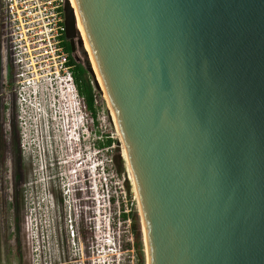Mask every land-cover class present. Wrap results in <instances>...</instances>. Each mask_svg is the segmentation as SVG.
Here are the masks:
<instances>
[{
	"label": "water",
	"instance_id": "water-1",
	"mask_svg": "<svg viewBox=\"0 0 264 264\" xmlns=\"http://www.w3.org/2000/svg\"><path fill=\"white\" fill-rule=\"evenodd\" d=\"M75 1L149 264H264V0ZM66 27L95 77L70 8Z\"/></svg>",
	"mask_w": 264,
	"mask_h": 264
},
{
	"label": "flooded vegetation",
	"instance_id": "flooded-vegetation-1",
	"mask_svg": "<svg viewBox=\"0 0 264 264\" xmlns=\"http://www.w3.org/2000/svg\"><path fill=\"white\" fill-rule=\"evenodd\" d=\"M66 47L71 49L72 55L70 41L66 43ZM71 57L74 63L72 64L70 58V65L78 92V102L75 104L79 112L78 116L71 114L69 106L71 100L68 97L66 87L63 86L60 92L59 87L54 84L50 98L44 100L45 109L49 111L50 116L48 118L38 117L36 122L31 116H27L24 122H21L20 116L19 118L17 116L19 107L16 64L13 55L7 53L6 46L2 41L0 18V157L2 156L0 178H7L8 169L5 162L9 150L12 159V180L10 181L12 199L18 200L22 197L29 199L34 196V193H37L35 201H31V206L35 209V216L39 219L45 208V204H43L45 201L42 199L43 194L41 195L40 192L44 185L52 200V214L55 216L53 217L54 223L50 235L43 232V224L39 221L41 226L39 225L35 231L38 247L33 248L36 252L35 259L33 255V262L31 260L32 255L30 258L29 254L31 264H103V255L99 250L102 235L100 236L97 230L94 212L95 193L92 191L91 183L87 181V179L89 180L88 174H84V177L80 172L73 174V165L67 160L74 145H71L65 137L66 131L63 128L66 126L63 123L73 125V121H77V128L80 131L78 135L82 136L85 115L82 105L83 102H87L86 85L88 81V72L84 62H81L80 58V60L75 59L73 55ZM20 123L24 129L21 128ZM96 126H98V119H96ZM58 127L59 129L62 128L63 133V136L58 134L59 139L56 137ZM7 140L9 141L8 146ZM27 173L29 175L25 182ZM6 183L8 184V181ZM3 185L4 182L0 181L1 189ZM26 186L27 190L24 189ZM30 189H32V195L28 198L27 194ZM2 193L6 199L3 200L2 204L0 203V264H9V259L15 264H28L17 235L18 232L15 229L9 232L8 229V213L5 207L9 206L11 197L5 191ZM69 193L73 196L72 202L74 199L78 203L80 202L81 207L76 202L71 207L74 212H69L72 210L70 206L68 207L69 204L66 200ZM87 205L93 206L90 212V214L94 213L92 218L77 212L80 209L85 210ZM18 208L19 205L16 208L17 212L14 213L15 218L20 217ZM72 213H74L73 220L70 216ZM73 222L74 226L70 229L69 224ZM133 228L136 230V225H133ZM47 240H49L48 250L44 246Z\"/></svg>",
	"mask_w": 264,
	"mask_h": 264
},
{
	"label": "built area",
	"instance_id": "built-area-1",
	"mask_svg": "<svg viewBox=\"0 0 264 264\" xmlns=\"http://www.w3.org/2000/svg\"><path fill=\"white\" fill-rule=\"evenodd\" d=\"M68 8L75 13L76 1L0 0L2 41L7 53L13 55L17 69V101L21 122L27 116H31L34 122L38 117L50 116L40 99L50 96L54 84L59 87L60 92L65 86L71 102H78L77 86L70 65L71 53L66 47L69 42L66 37ZM77 29L83 39L78 23ZM95 78L96 76L92 77L91 82L96 92L93 109H90L87 102L82 105L85 129L91 128L94 135V140L87 143L88 161L82 159V154L75 145L67 160L73 165V174L80 172L82 177L88 174L87 181L91 183L95 193V210L107 213L105 225L100 217H96L97 230L100 228V236L102 235L99 250L103 255V264H142L135 250V233L132 230L133 225L138 222L142 231L138 196L134 185H130L124 165L122 170L117 165L116 154L120 156L118 131L109 103ZM106 126L111 129L110 135ZM105 139L116 140V143L105 147L109 141H104ZM119 160L121 161V157ZM123 186L126 195L121 200L117 198L115 191H121Z\"/></svg>",
	"mask_w": 264,
	"mask_h": 264
},
{
	"label": "rangeland",
	"instance_id": "rangeland-1",
	"mask_svg": "<svg viewBox=\"0 0 264 264\" xmlns=\"http://www.w3.org/2000/svg\"><path fill=\"white\" fill-rule=\"evenodd\" d=\"M87 80L89 81L90 85L92 86V83H91L92 82V76H91V74H88V79ZM92 88H93V86H92ZM93 92H94V95H95L96 92L94 91V89H93ZM49 98H50V96L49 97L46 96L44 98L41 97L40 102L44 104V100H47ZM58 112L60 113V110H58ZM17 116L19 118L20 113H17ZM16 121H17V118H16ZM76 123H77V121H73V125H68V123H65V122L63 123V125L66 126L65 128H63V130L66 131L65 132L66 133L65 137H67V138L69 137L68 139H69L70 143L77 147L78 152L82 154V159L85 160V161H88V155H89V150L88 149L89 148L87 147V143L92 141V140H94V135H93V133L91 131L92 130L91 128H89L87 130V129H85V125H83V134L80 137L78 135V133H80V131H78ZM60 125H61V123H60ZM106 128H107L108 135H110L111 134L110 127L106 126ZM61 129H59V127H58L57 130H56V134H57L56 137L58 139L60 138L58 136V134H60V136H63V133H62ZM108 140H109L110 143L108 142V144L105 145V147H107V146L111 147V145H113V143L114 144L116 143V140H112V139H105L104 141H108ZM102 141H103V139H102ZM8 145H9V141L7 140V146ZM105 147H103L104 151H105ZM91 152H93V151H91ZM117 156H118V154H116V157ZM1 157H0V160H1ZM95 157L96 156L94 154V158ZM11 160H12L11 159V154H10V151L8 150V152H7V160L5 162V165L7 166V169H8L7 178H3V179L0 178V181L4 182V185H3L2 189H1V186H0V203L2 204L3 200L6 199V197L4 198V196H2V194H4V193H2V191H5L6 193L9 194V197H11V199L9 201V206L5 207L7 209V213H8L7 221H8L9 232L11 230H13V229H15L16 232H18L17 235L19 236V240L21 242V247H22L23 252L25 254V260L28 261V264H31L33 262V260L35 259V253H36L33 248H37L38 247V243H37V241L35 239L36 228L39 227V225L41 226V223H42L43 224L42 228L44 229L43 232L46 233V235H50L51 229L53 228V223H54L53 217H55L52 214V205L53 204H52V200L49 197L48 192H47V190H46L44 185L42 187H44L45 190H44V188L41 187L40 192H41V195L43 194L42 199L45 201L43 203V204H45V208L43 209L44 210L43 215L39 219H37V217L35 216V212L36 211L31 206V201L32 200L35 201V199H36L35 196L37 195V193H34V196H33L34 198L30 197L32 195V189H30L29 193L27 194L28 198L30 197L29 199H26L24 197L19 198L18 200L17 199L16 200L12 199V194H11L12 191L10 189L11 188L10 181L12 180V176H11ZM28 163L30 165V162H28ZM29 168H30V166H29ZM28 175H29V173H27L26 176H25V182H26V179H27ZM6 181H8V184L6 183ZM24 189L27 190V186ZM115 195L117 196V198L123 200L125 195H126L125 194V190H124V186H123V189L121 191H115ZM72 197L73 196H72L71 193H69V195L66 196V200H67V202L69 204L68 207L70 206V208L73 207V204H75V202L78 203L77 200H75L74 198H73L74 202H72ZM39 201L41 202L42 200H39ZM43 204L41 203L42 207H43ZM78 204L80 206V202ZM17 205H19L18 209L20 211V215H19L20 217L19 218H15L14 217V213L17 212V210H16ZM92 207H93L92 205H87L85 210H81L80 209L77 212H80L84 216H88V217L92 218L93 215H94V213L90 214V212L92 210ZM119 210H121V208H119ZM96 211L97 210H95V207H94V212H95L96 217H100L102 219V224L105 225V222H106L105 221V219H106L105 216H107V213H104V211L103 212L102 211L101 212H96ZM69 212H74V209L69 210ZM73 215H74V213L70 214L72 220H73ZM39 221L41 223H39ZM134 225H136V230H137L136 231L134 228H132V230H134V233H136V234L133 235L134 242H135V250H136V253L138 254L140 260L142 261V264H146L147 256H146V252H145V241H144L143 232L141 231L140 224L138 222L135 223ZM69 226H70V229H71L72 226H74V222L72 224H69ZM45 231H47V232H45ZM137 239H138V242H137ZM48 241L49 240H47L46 244L44 245L47 250L49 248ZM27 250L29 251L28 254H27ZM32 251H33V254H32ZM29 254H30V258H31V255H32V259H31L32 262H31V260L29 261ZM33 255H34V259H33ZM8 261H9V264H15V262H13L10 259Z\"/></svg>",
	"mask_w": 264,
	"mask_h": 264
},
{
	"label": "bare ground",
	"instance_id": "bare-ground-1",
	"mask_svg": "<svg viewBox=\"0 0 264 264\" xmlns=\"http://www.w3.org/2000/svg\"><path fill=\"white\" fill-rule=\"evenodd\" d=\"M73 15H74V18H76L75 22L77 20L76 29H77V23L80 25L81 33L83 34V39H84V45H83L84 46V51L86 53V56L89 59V63L91 64V67L93 69V73L96 76L95 80L98 81V85H100V89L102 90L103 95L105 96V98L107 99V101L109 103V109L111 111V115L113 117V120L115 122V126H116L117 131H118V145H119V153H120L121 161H122V163H123V165H124V167L126 169V174H127L128 178L130 180V185L131 186L134 185V187H135V181H134V177H133V174H132V171H131V168H130V164H129V161H128V157H127L124 141H123L121 133L119 131V128H118V125H117V122H116V118H115V114H114V111L112 109V105H111V103H110V101H109V99L107 97V93H106V91L104 89V86H103V84L101 82L100 75H99V72H98L97 67L95 65V61H94V57L92 55V51L90 49V45H89L88 40L86 39L85 33L83 31V27H82V24H81V19H80L79 12H77L76 8H75V13H73ZM77 33H78V36L81 38V35L78 32V29H77ZM83 39L81 38L82 44H83ZM69 106L71 108V113L73 115L78 116L79 112H77V108H76L75 104H73L71 102ZM68 141H69V139H68ZM141 219H142V215H141ZM142 223H143V219H142ZM100 230L101 229L99 228V231H98L99 233H101ZM145 242H146V240H145ZM145 248H146L145 250H146V253H147V259H148V264H149V253H148L147 242H146Z\"/></svg>",
	"mask_w": 264,
	"mask_h": 264
},
{
	"label": "trees",
	"instance_id": "trees-1",
	"mask_svg": "<svg viewBox=\"0 0 264 264\" xmlns=\"http://www.w3.org/2000/svg\"><path fill=\"white\" fill-rule=\"evenodd\" d=\"M68 51L71 53V49H68ZM71 61H72V64H73L74 62H73V58L72 57H71ZM86 86H87V88H86V90H87V94H86L87 95V102H88V105H89L90 109H93L94 99L96 97V94L94 95V92H93L94 88H92V86L90 85L89 81H87V85Z\"/></svg>",
	"mask_w": 264,
	"mask_h": 264
}]
</instances>
